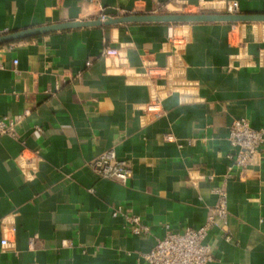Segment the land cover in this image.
Returning a JSON list of instances; mask_svg holds the SVG:
<instances>
[{
	"label": "crops",
	"instance_id": "1",
	"mask_svg": "<svg viewBox=\"0 0 264 264\" xmlns=\"http://www.w3.org/2000/svg\"><path fill=\"white\" fill-rule=\"evenodd\" d=\"M195 8L264 12V0H0V34ZM150 65L169 73L150 80ZM153 97L162 113L149 120ZM24 111L0 134V264H146L139 254L168 229L204 223L219 187L227 214L205 238L208 264H264V143L243 168L226 157L234 119L264 126V22H123L2 43L0 118ZM107 149L130 164L127 184L88 166Z\"/></svg>",
	"mask_w": 264,
	"mask_h": 264
},
{
	"label": "built area",
	"instance_id": "2",
	"mask_svg": "<svg viewBox=\"0 0 264 264\" xmlns=\"http://www.w3.org/2000/svg\"><path fill=\"white\" fill-rule=\"evenodd\" d=\"M94 1V0H90ZM103 20L106 15L101 14ZM167 40L177 49L183 44L184 38L175 32L174 24L167 27ZM103 53L106 56L117 57L119 50L114 47H105ZM169 73L167 67L147 66L144 75L150 80L155 77H165ZM29 111H24L15 117L0 118V134L14 135L15 127ZM162 113V106L156 97L144 105V114L147 119L155 120ZM166 135V139H170ZM231 151L226 157L231 161L228 169L243 168L251 159L259 153L261 145L264 143V126L254 128L246 118L234 119L228 128L226 137ZM88 166L94 170L100 178L116 180L122 184H127L132 176V169L128 161L117 156L114 149H107L99 153L88 162ZM218 198L212 207L208 209L206 219L197 228L187 227L182 231L168 229L165 234L158 238L154 245L146 252H141L138 260H143L146 264H208L212 259L211 246L205 242L208 231L218 220H225L227 214L226 191L224 187L214 189ZM112 216L121 215L128 223L132 234H147L149 227L145 225L138 215L124 213L120 208L111 209ZM12 232L15 228H10ZM2 246L8 245L6 236L0 239ZM29 249L34 248L33 240L29 241Z\"/></svg>",
	"mask_w": 264,
	"mask_h": 264
},
{
	"label": "water",
	"instance_id": "3",
	"mask_svg": "<svg viewBox=\"0 0 264 264\" xmlns=\"http://www.w3.org/2000/svg\"><path fill=\"white\" fill-rule=\"evenodd\" d=\"M123 22H264V12H198V13H162V14H131L120 17L96 18L84 21H71L54 25H46L21 31L0 34V44L15 41L32 35L47 33L60 29L91 25H111Z\"/></svg>",
	"mask_w": 264,
	"mask_h": 264
},
{
	"label": "rangeland",
	"instance_id": "4",
	"mask_svg": "<svg viewBox=\"0 0 264 264\" xmlns=\"http://www.w3.org/2000/svg\"><path fill=\"white\" fill-rule=\"evenodd\" d=\"M203 12L204 10H199V9H187V10H183L182 12H192V13H197V12Z\"/></svg>",
	"mask_w": 264,
	"mask_h": 264
}]
</instances>
